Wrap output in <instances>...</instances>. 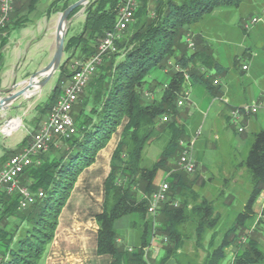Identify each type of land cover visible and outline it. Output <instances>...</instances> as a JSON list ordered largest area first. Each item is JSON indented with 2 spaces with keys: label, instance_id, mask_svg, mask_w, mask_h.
Listing matches in <instances>:
<instances>
[{
  "label": "trees",
  "instance_id": "16d2710c",
  "mask_svg": "<svg viewBox=\"0 0 264 264\" xmlns=\"http://www.w3.org/2000/svg\"><path fill=\"white\" fill-rule=\"evenodd\" d=\"M38 1L27 0L24 6L32 11ZM59 1L51 5L49 13ZM243 1L166 0L158 3L153 14L149 13L146 3L142 5L135 14L137 21L131 34L117 39L116 50L104 57L87 85L84 104L74 116L77 133L69 138H59L67 142V150L59 159L51 160L47 157L55 147L51 144L48 151L39 154L37 159L40 163L34 162L21 174L22 184L31 181L27 185L34 191L42 190L44 196H38L33 204L22 210L18 207V194L0 193V224H4L0 228V264L41 262L48 245L55 238L60 215L79 176L96 161L100 150L107 146L118 130L121 131L120 139L103 189V210L96 216L99 225L96 231L97 253L110 255V264H151L147 250L158 235L164 244V255L159 263L164 264L185 246L189 237L185 224L193 221L198 248L211 233L209 251L203 264L223 263L228 255L227 249L243 234L246 235L255 222L254 206L264 190V127L253 133L252 140H247L246 156L240 163L251 181L248 199L243 209L237 212L233 224L221 234L222 216L214 201L193 189L198 177L191 178L192 174L177 168L176 162L174 164L171 160L180 157V140L190 138L188 128L180 122L177 106L179 95L187 87L185 72L192 83H200L210 91L220 88L214 85V76L209 73L212 68H221L213 49L197 37L193 39L195 49L190 50L187 35H193L192 27L214 9L239 7ZM121 4L122 0H90L87 4L83 30L66 40L63 50L68 57L59 68L57 83L46 109L51 111L59 97L57 92L61 83L63 80L68 82L73 74L68 71L69 61L78 50L83 60L96 52L97 41L115 27ZM67 6L66 2L63 10ZM19 8L15 0L11 22L0 32V58L8 42L4 33L13 23ZM80 9L81 6L76 8L70 18ZM22 23L21 19L14 22L17 26ZM170 60L180 64L185 72L172 69L170 81L162 88L161 98L147 102L144 88L148 77L156 69L171 67ZM164 115L169 117L166 122L162 120ZM30 139L31 135H26L22 146ZM161 139L165 144L160 157L151 166H144L146 147ZM15 153L18 152L11 156ZM161 170L169 172V200L161 205L155 222L148 216L149 196L157 189L155 181ZM174 200L179 201L178 206L173 205ZM124 216L132 218L130 224L137 231V243L132 250L120 243L115 225ZM14 217L20 219L21 226L14 230L5 228V223ZM238 247L232 264H264V248L254 235H249L245 244Z\"/></svg>",
  "mask_w": 264,
  "mask_h": 264
},
{
  "label": "crops",
  "instance_id": "0c3cea01",
  "mask_svg": "<svg viewBox=\"0 0 264 264\" xmlns=\"http://www.w3.org/2000/svg\"><path fill=\"white\" fill-rule=\"evenodd\" d=\"M39 0L32 11H29V8L25 7L24 5L27 3V0H16L17 8H19V13L13 18V23H11V26L8 28V30L4 33V37L8 36V42L5 45V47L2 49L1 52V58H0V95L3 94L6 91H13V90H19L22 88L26 82L27 79L30 78L32 74L35 72L41 70L46 65L49 64V62L52 60L54 53L56 51V44H57V26L59 23L61 11H59L58 7H55L50 13V7L56 0ZM59 5L61 3H58ZM14 15V14H13ZM207 17H212L215 19V17L218 19L222 16H230L234 15L232 10L229 8H216L214 9ZM235 17L232 20V24L237 27V34L235 32V36L237 35L241 38H243V44H241V49L239 53L233 57V65L231 67H226L221 64L220 60L217 59L215 50L213 48V36H216L217 40L222 41L223 39H228L232 36L233 33L229 32L227 29H224L225 26H220L215 29L214 21L210 22L207 20L208 18H205L195 24L192 27L193 35L196 39L201 38L204 40L210 47L213 48V55L216 58V60L220 63L221 68H212L210 69V75L214 76L215 78H219L221 80V86L220 88H216L213 91H210L206 89L205 86H203L200 83H192L191 80L186 81L187 87L185 90H189V98L186 101L183 108L180 109V122L184 123L185 126L188 128L190 132V138L195 139V147L197 148L198 145V156L201 159L199 162V166L197 167V170L194 174L191 175V178L198 177V181L194 184L193 189L197 192H202V195L205 196L208 200L211 199V195L209 193L210 185H212L211 179L207 181L206 186V177L202 175V170L205 168L209 169V166H214L216 162H218V165H216V168L211 171L212 174H210L209 178H211L213 175H215V171L217 173L225 172L226 174L229 173L227 167V160L231 156L239 155L246 147L247 144V133L250 129L259 130L264 125V109L263 110V116H258V113L247 115L243 121V132H238V130L235 128V126L231 123L229 118V111L233 106H242V105H251L255 104L260 101L262 98V95L264 94V52L257 50L255 47V44L264 42V27L260 25V22L258 21L256 23H252L251 21L248 22L247 20H244V17L242 14L234 15ZM256 17V16H254ZM252 17V18H254ZM22 20V24L18 26L14 24L16 20ZM252 20V19H251ZM85 21V19H84ZM22 30L23 32L20 33L19 38L13 37V32L15 30ZM217 30L218 35H213V31ZM227 30V33L225 32ZM48 35V36H47ZM193 39V38H192ZM46 40V49L43 61L38 64L39 66L30 67L29 62L27 61L28 54L30 53V50L34 46H38L40 42ZM248 42V43H247ZM251 44V45H250ZM263 46V45H262ZM264 47V46H263ZM33 50V49H32ZM39 52H37L38 54ZM42 53V52H40ZM31 55V54H30ZM241 56V57H240ZM173 61V60H170ZM247 65L248 68L244 69L243 66ZM171 68L168 66L166 67L163 72L165 74H168ZM206 69V68H205ZM218 70V71H217ZM215 71V72H214ZM169 76V75H168ZM148 83L146 84L144 90L145 94L144 97L147 100V98H153L152 100L158 99L157 97L162 95V88L170 81H167L164 83H161L159 77L157 74L152 73L149 76ZM58 75L55 76V78H52V80H55V85L57 83ZM201 86V87H200ZM54 89V88H53ZM218 89V92H217ZM150 95V96H149ZM28 97H21L18 99V101H23ZM161 96L159 97V99ZM149 100V99H148ZM227 102H226V101ZM189 105V106H188ZM195 108L193 111L189 109ZM10 110H0V122L2 121L3 117H12ZM14 117V116H13ZM4 127L0 126V168L3 166V164L7 161V159L11 156L13 152H20L23 150L22 142L26 135H32L33 132H30L27 134L24 132L20 137H14L13 140H10L9 138L13 136V133H15L20 127V120L14 119L11 122H8ZM1 124V123H0ZM39 124V123H38ZM189 124V125H188ZM190 126V127H189ZM6 127H10L9 130H5ZM191 128V129H190ZM191 130V131H190ZM256 130V131H257ZM35 131V130H34ZM120 130L116 132L112 139L109 141L107 146H109L110 142L114 139L115 136L118 137V140L116 141V145L113 146V150L111 149V154L113 153L114 149L117 146V143L120 139ZM158 141V140H156ZM154 142V141H153ZM152 143V142H151ZM103 148L98 153L96 161L94 163L84 169V171L79 176L76 185L74 189L72 190V193L70 195V198L67 201V204L64 206L62 213L59 218V225L56 231V235L53 241L57 240L59 236V228L61 226V219L64 216L67 209L70 207L71 210L74 209V207H85V214L83 217H81L80 224L77 227H74V224H72L73 228L69 229V236L62 237L65 239V241H70V243H76L77 244L80 240H84V234H87L86 232L88 229L92 226V230L94 231V251L96 256L99 258L97 260L105 261L111 263V256L110 255H100L96 251L97 247V232L99 225L96 219V216L98 213L102 212L103 210V204L104 203V196L102 200V208L99 210L92 205H89L87 201L84 202V204H77V202H74L71 204V197L74 192V190L78 187L79 182L81 179L85 180V186L86 188H92L94 184L98 181V175H100L103 171V168L101 167V164H99V158L103 154V151L107 148ZM219 159V160H218ZM171 162H176L174 160H171ZM242 160L239 161L237 166H240V163ZM109 173V170L107 171V174L103 178L102 182V188L104 189L105 179ZM159 173L162 175L161 181H158L157 178L159 176ZM156 178V185H158L164 181L169 180V172H166L164 170H161ZM206 186V187H205ZM102 189V190H103ZM104 192V190H103ZM227 198V197H226ZM224 200L220 201L221 207H229L232 200ZM214 201V200H213ZM245 204V203H244ZM243 204V206H244ZM255 222L251 226V229L249 231V234H243L241 236V239L244 240L248 238L250 235H254L260 242V245L263 247V236H264V191L260 194L255 206ZM75 211V210H73ZM94 214V221L95 225H93L91 222L89 223L88 217L89 215ZM80 215L76 214V212L68 218L71 223L75 222L77 218H79ZM86 221V222H85ZM131 220L129 216H124L120 219H118L115 223L116 228L123 229L125 231L123 243L126 246L132 247V242H135L136 236V230L135 228H132L130 224ZM259 222V225L257 224ZM89 223V224H88ZM119 231V230H118ZM194 231V230H193ZM246 236V238L244 237ZM248 235V236H247ZM195 236V231H194ZM120 237V235H119ZM61 238V239H62ZM70 238V240L68 239ZM121 241V239L119 238ZM53 241L48 245L46 253L44 257L42 258V262L47 254V252L50 249V245L53 244ZM161 236H155L152 239V243L150 247L147 250V257L149 254H151V257L159 260L162 256H160L161 250H163V243ZM81 244V243H78ZM83 247V245L81 244ZM238 245H231L229 247L230 249V262L229 264H232V261L234 259V256L238 250ZM83 249V248H82ZM59 250H54V254H58ZM84 249L82 251H77L75 256L72 253V256L70 257L69 264H83L84 261L81 259L80 256L81 253H83ZM77 255V256H76ZM79 255V256H78ZM229 255V254H228ZM227 255V256H228ZM50 258V256H49ZM40 264V263H39ZM152 264V263H151ZM160 264V263H158ZM164 264H178V262L173 258L170 257V259L164 263Z\"/></svg>",
  "mask_w": 264,
  "mask_h": 264
},
{
  "label": "rangeland",
  "instance_id": "374dc122",
  "mask_svg": "<svg viewBox=\"0 0 264 264\" xmlns=\"http://www.w3.org/2000/svg\"><path fill=\"white\" fill-rule=\"evenodd\" d=\"M75 1H78V0H61L58 2L61 4L59 5L57 3L55 7H58L59 11H61L62 13L65 10V9L63 10L62 7H64L66 2L68 3V6H69ZM160 1H166V0H138V7L136 9L135 14L142 7L144 3H146L145 5H147V9L149 10V13L153 14L155 7L158 5ZM87 4L82 5L81 9L75 15H73V17H71V21L67 24L66 33L64 35L65 43L69 37L73 35L75 36L76 34L81 33V31L83 30L84 19L86 17ZM224 8L231 9L234 15L242 14L244 17V20H247L248 22L251 21L252 17L256 16L259 18L260 21H262L260 22V25L264 27V0H244L243 3L239 7H224ZM234 15H230V16L228 15L226 17L222 16V17H219L218 19L215 17V19H213L215 29L223 25L225 26L224 29H227L229 32L233 33L231 37H229L228 39H223L222 41L217 40L216 36H213L212 43H213V48L215 50L216 57L217 59L220 60L221 64L226 67H231L233 65V57L239 53L241 49V44H243L242 42L243 38H241V35L243 34H241L240 37H238L237 30H236L237 27H235L232 24V20L235 17ZM207 16H206V18H208L207 20L211 22L212 17H207ZM136 21H137V17L135 16L134 21L130 25V27L127 30H125L123 33H121L122 36H127L128 34H131V32L133 31V26L136 23ZM227 30H225L226 33H227ZM21 32L23 31L18 30V29L15 30L13 32V37L19 38V35ZM235 32L237 34L236 36L234 35ZM215 34L218 35L217 30L213 31V35ZM192 38L195 39L194 36H192ZM101 39L97 41L98 43L97 46L99 45ZM262 43L263 44L261 43L255 44V47L257 50L263 53L264 52V47H263L264 42ZM213 48L211 47V49ZM32 49L30 50V53L28 54L27 61L29 62L30 67L36 68L37 66H39L38 64H40L43 61L45 49H46V40L40 42V44L37 47L34 46ZM37 52L39 53L37 54ZM67 57H68V53L64 52L62 62L65 61ZM81 59H82L81 51L78 50L75 56L73 57V59H71L68 63L69 73L73 72L74 62L76 60H81ZM171 70L172 68L169 70V72H167L168 74H165L163 70L161 69H156L153 73L158 75L161 83H164V81L167 82L171 78V73H170ZM58 73H59V70L54 74L52 78H55V76H57ZM52 78H50L51 80L48 81L46 85L39 86L37 89L32 91L31 97H28L23 101H18L19 99L18 98L13 104L9 106V108H7L8 110L11 111V114L14 117L13 116L10 118L3 117L2 121L0 122L1 127L6 126L7 124H9L8 122H11L14 119L20 120V125H18L20 129H18L15 133H13V136L9 138L10 140H13V138L17 136L20 137L24 132H26L27 134H29L30 132H34V130L38 126V123L41 122L48 115L49 110L46 109L45 107L47 103L49 102L50 96L52 94L51 92H53V88L55 87V80H52ZM149 78L150 77H148V80ZM66 83H67V80H63V82L61 83L60 90L59 92H57L59 95L63 93V88ZM87 91H88V88L86 89V91H84L85 93H83V95L81 96L79 105L75 107L73 116L78 115L80 107H82V105L84 104ZM159 97L157 98L159 99ZM152 99L153 98H147L146 101L150 102L152 101ZM86 108L88 110L89 106H87ZM189 109L193 111L195 108L189 107ZM262 112L263 110H260L258 116L262 117L263 116ZM256 130L250 129L248 131L247 133L248 140H252L253 133ZM117 140H118V137L115 136L114 139L110 142L109 146H107V148L103 151V154L99 158L98 162L99 164H101L103 171L100 175H98L99 177L97 179L98 181L96 182V184H94L92 188H86L84 187L85 180L81 179V181L78 184V187L74 190L72 194L71 204H73L74 202H77V204L81 205V204H84L85 201H87L89 205H92L93 207L99 210L102 208L101 203H102L103 196H104V192L102 190L103 189L102 182H103L104 176L107 174V171L109 170L110 172L111 170V162H112L113 153L111 154L110 150L111 149L113 150V146L116 145ZM164 144H165V141L163 139L158 140V141L154 140V142L150 143L146 147L145 152H144V161H143L144 166H151L160 157ZM247 146L245 147L243 152H241L239 155H236L233 157L231 156L230 158H228L227 160V164H228L227 169L229 171L228 174H226L225 172H222L219 174L217 173V171H215V175L209 178L210 174H212L211 171H213L216 168V165H218V162H216L214 166H209V169L205 168L204 170H202V175L206 177L205 181L206 180L208 181L209 179H211L212 185H210L209 193L211 195V199L214 200L215 208L221 213V216H222L220 225H219L220 234L225 229H227L233 224L236 218L237 212L243 209V204L248 199L249 191L251 188L250 177L245 167L237 166L239 161L245 158L246 152L248 149ZM67 147H68V144L66 141L62 139H58L57 144H55V147L49 151V153L47 154V157L51 160H57L67 150L66 149ZM197 148H198V145H197ZM197 148L195 147V152H196L195 157H196V160L199 166V162L201 161V159L198 156L199 154H198ZM0 150H1V146H0ZM176 160L178 161V157L174 159V161ZM176 165H177V168H179L177 163ZM161 179H162V175L159 173L157 180L161 181ZM207 181H206V186L208 185ZM28 183H25V184H28ZM204 190H202L200 194H202ZM224 198H226V200L228 201L232 200L229 207L220 206V201L224 200ZM75 212L76 214H79L80 217L77 218L75 222H72L73 221L72 220L70 223L69 222L70 220L68 218H70V216H72ZM85 213H86L85 207H74V209L72 210L69 207L67 209L64 216L61 219V226L59 228V233H58L59 236L57 240L53 241V244L50 245L49 251L47 252L43 262L41 261L40 264H69V260H70V257L72 256V253L75 256L77 251L79 250L82 251L83 249H84L83 253L80 254V256L82 257L81 259L84 261L83 264H109L108 261L105 262V261L97 260L99 258L96 256L95 251H94V245H95L94 238L95 237H94V231L92 230V226L86 232L87 234L83 235L84 240H82V242H80L79 240L78 242V243H81L83 247L81 246V244H78V243L75 244L76 241L73 244V243H70V241H65L66 238L65 239L62 238V237L69 236L68 232H69V229L73 228L72 224H74V227H77L80 224V222H82L81 217H83ZM131 219L132 218L130 217V220ZM88 220H89V223L91 222L93 225L96 224L94 221L95 220L94 214L89 215ZM20 223H21L20 219H16L14 217V218L9 219L5 223L4 227L9 228V230H14L17 226H21ZM3 225L4 224H0V228ZM193 227H194L193 221H189L185 224L184 229L187 235H189V237L185 243V246L181 250H179V252L176 253V255L173 257L178 262V264H203L207 256V253L209 251L208 242H209L211 233L207 235L205 241L203 242V245L200 248H198L195 243L196 237L194 236ZM250 229L248 230L247 234H249ZM118 230L120 234L119 238L121 239L120 243L124 244L122 238L124 239L125 231L121 228H119ZM136 236H137V231H136ZM244 237L246 238L245 235ZM68 239L70 240V238ZM262 241L264 243V236H263ZM245 242H246V239L242 240L240 238V240H237L236 244L234 245H238V246L243 245L245 244ZM136 243H137V238L135 239V242H132L131 246L134 247ZM162 245L164 246V244ZM57 249L59 250L57 252L58 254H54L53 253L54 250H57ZM227 254L229 255L223 261L222 264H229L230 262L229 260L231 258L229 257L230 256L229 248L227 249ZM163 255H164V249L161 250L160 252V256H163ZM147 259L152 264L159 263V260L152 258L151 254L148 255Z\"/></svg>",
  "mask_w": 264,
  "mask_h": 264
},
{
  "label": "built area",
  "instance_id": "2783aa9c",
  "mask_svg": "<svg viewBox=\"0 0 264 264\" xmlns=\"http://www.w3.org/2000/svg\"><path fill=\"white\" fill-rule=\"evenodd\" d=\"M117 22L112 30L107 31L99 45L96 52L83 60H76L73 64V74L70 80L63 88L61 93L51 106L49 114L39 123L38 128L32 133L30 141L23 147V150L10 156L7 161L0 168V193L8 195H19V209H26L33 204L38 196L43 197L42 190L34 191L27 184H22L21 174L25 169L34 164L40 163L37 159L39 154L48 151L51 144H57L59 138H69L77 133L73 109L79 101L80 96L84 93L87 85L91 81L95 72L102 65L104 57L116 50V41L134 21L135 12L138 7V0H122L120 5ZM15 9V0H0V32L8 23L11 22V15ZM259 21L258 17L252 18L251 22ZM188 46L190 50L195 49V43L192 35H187ZM169 65L174 71H184L182 66L174 61H170ZM244 69L248 66L244 65ZM200 69L205 72L204 67ZM186 81L190 80V76L185 72ZM215 86H221V80L215 78L213 81ZM167 86V84L165 85ZM190 91L185 90L179 95L177 106L179 109L183 108L189 98ZM226 101V100H225ZM227 102V101H226ZM264 109V94L259 102L251 105L233 106L229 111L231 123L235 126L238 132H243V121L247 115L258 113ZM163 121H168V115L162 116ZM6 127L5 130H9ZM195 139H181L182 152L178 158L177 164L179 168L187 173L193 174L196 172L198 163L195 157ZM149 196L148 216L155 222L161 205L169 200L170 184L166 179L156 187ZM264 191V190H263ZM174 206L179 205L178 200L173 201ZM167 242V238H165ZM132 250V247L129 248Z\"/></svg>",
  "mask_w": 264,
  "mask_h": 264
},
{
  "label": "water",
  "instance_id": "95a60500",
  "mask_svg": "<svg viewBox=\"0 0 264 264\" xmlns=\"http://www.w3.org/2000/svg\"><path fill=\"white\" fill-rule=\"evenodd\" d=\"M90 0H78L70 4L66 9L61 13L59 23L57 26V44L56 51L52 60L41 70L35 72L27 79L26 84L19 90L6 91L0 95V110H7L11 104H13L18 98L21 97H31L32 91H34L35 84L39 86H44L50 81L54 74L59 70L62 65V59L64 54L65 47V33L67 24L71 21V13L78 7L87 4Z\"/></svg>",
  "mask_w": 264,
  "mask_h": 264
},
{
  "label": "bare ground",
  "instance_id": "6f19581e",
  "mask_svg": "<svg viewBox=\"0 0 264 264\" xmlns=\"http://www.w3.org/2000/svg\"><path fill=\"white\" fill-rule=\"evenodd\" d=\"M35 88H36V89L38 88V84H37V83L35 84Z\"/></svg>",
  "mask_w": 264,
  "mask_h": 264
}]
</instances>
